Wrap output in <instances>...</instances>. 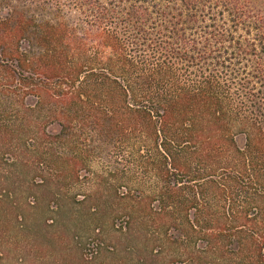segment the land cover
<instances>
[{"label": "trees", "instance_id": "obj_1", "mask_svg": "<svg viewBox=\"0 0 264 264\" xmlns=\"http://www.w3.org/2000/svg\"><path fill=\"white\" fill-rule=\"evenodd\" d=\"M75 213L264 264V0H0V263Z\"/></svg>", "mask_w": 264, "mask_h": 264}, {"label": "rangeland", "instance_id": "obj_2", "mask_svg": "<svg viewBox=\"0 0 264 264\" xmlns=\"http://www.w3.org/2000/svg\"><path fill=\"white\" fill-rule=\"evenodd\" d=\"M85 190L73 188L74 194L82 195ZM56 221L52 227H30L16 255L4 249L0 264H143L137 245L123 232L107 228L108 220L99 236L86 232L89 219L81 214Z\"/></svg>", "mask_w": 264, "mask_h": 264}]
</instances>
